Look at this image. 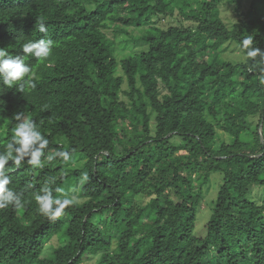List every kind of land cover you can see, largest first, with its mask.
<instances>
[{
	"label": "trees",
	"instance_id": "trees-1",
	"mask_svg": "<svg viewBox=\"0 0 264 264\" xmlns=\"http://www.w3.org/2000/svg\"><path fill=\"white\" fill-rule=\"evenodd\" d=\"M248 35L264 50V0L246 12L241 0H0V48L54 42L47 60L26 59L35 88L0 82V152L14 113L49 139L42 168L10 172L23 207L0 209V264H264V84L240 46ZM122 41L141 48L119 57ZM231 45L243 59L224 57ZM59 151L70 161L46 160ZM49 181L82 199L54 221L35 201Z\"/></svg>",
	"mask_w": 264,
	"mask_h": 264
},
{
	"label": "clouds",
	"instance_id": "clouds-1",
	"mask_svg": "<svg viewBox=\"0 0 264 264\" xmlns=\"http://www.w3.org/2000/svg\"><path fill=\"white\" fill-rule=\"evenodd\" d=\"M38 29L41 33L47 32L43 21L38 23ZM240 46L246 58L252 62L249 71L258 72L259 81L264 84V50L254 46L251 35L246 36ZM53 47V40L42 38L25 42L21 53L16 55L10 54L6 48H0V82L9 89L17 87L21 92L26 86L35 88V74L26 59L31 56L43 62L51 55ZM12 118L16 121L13 135L6 144L5 150L0 152V209L9 206L23 207L22 193L8 187L11 183L10 172L19 168L22 162L34 169L42 168L44 163L41 158L45 156V151L49 147V139L42 134L36 122L24 112L14 113ZM57 157L62 158L65 163L71 159L69 152L59 151L47 155L46 160L52 162ZM88 180V174L82 173L77 187L83 186ZM35 201L38 205V213L50 221L61 217L66 208L76 203L74 197H70L64 188L54 186L53 181L46 182L40 188L35 195Z\"/></svg>",
	"mask_w": 264,
	"mask_h": 264
},
{
	"label": "rangeland",
	"instance_id": "rangeland-1",
	"mask_svg": "<svg viewBox=\"0 0 264 264\" xmlns=\"http://www.w3.org/2000/svg\"><path fill=\"white\" fill-rule=\"evenodd\" d=\"M250 2H251V0H241V11L242 12H246L248 10ZM220 11H221L222 19L227 24H231V22H234L239 18L238 14L234 11L233 6L230 3L224 2L223 4H221ZM163 23H165V22H163ZM118 45H119L118 47L121 49L120 51H122V52H118L119 57H120V55L129 53L131 50L141 48V47L136 46V45L133 46V43H131V42L125 43L122 41ZM227 49L228 50L223 53L224 57H226L227 59H231V60L243 59L242 54L239 52L238 48H236L235 46L231 45ZM119 73H122L120 69H119ZM122 88L123 89L126 88V82H124ZM123 98H124V96H123ZM222 137L225 140H228V137L226 135H222ZM83 163H84V160H80L79 158H76L71 166L74 168H77V167H81L83 165ZM221 178H222V176L220 173H213L211 175L210 182L208 183V185L205 188L202 205L197 212L196 221H195L194 233L198 237H204L206 235L205 224L208 221L210 214H211V206H212L211 201H212V199H214L216 197V193H217ZM70 196L74 197L78 201H82V199L79 198L77 191L73 192V190H70ZM252 196L257 201H260L261 200L260 189L257 187H254L252 189ZM56 244H57V240H56V236H54L50 241H48L45 244L44 254L45 255L50 254L53 245H56ZM93 261H94V256L90 260H88V262H93Z\"/></svg>",
	"mask_w": 264,
	"mask_h": 264
}]
</instances>
